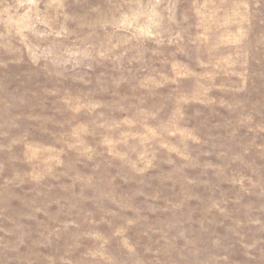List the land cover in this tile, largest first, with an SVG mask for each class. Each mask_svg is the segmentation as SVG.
<instances>
[{
    "label": "rangeland",
    "instance_id": "obj_1",
    "mask_svg": "<svg viewBox=\"0 0 264 264\" xmlns=\"http://www.w3.org/2000/svg\"><path fill=\"white\" fill-rule=\"evenodd\" d=\"M0 264H264V0H0Z\"/></svg>",
    "mask_w": 264,
    "mask_h": 264
}]
</instances>
